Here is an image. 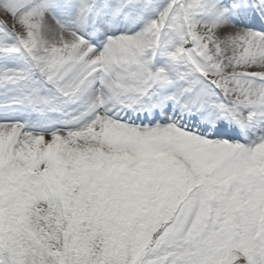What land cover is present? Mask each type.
<instances>
[{"label": "snow or ice", "instance_id": "snow-or-ice-1", "mask_svg": "<svg viewBox=\"0 0 264 264\" xmlns=\"http://www.w3.org/2000/svg\"><path fill=\"white\" fill-rule=\"evenodd\" d=\"M0 264H264V0H0Z\"/></svg>", "mask_w": 264, "mask_h": 264}]
</instances>
